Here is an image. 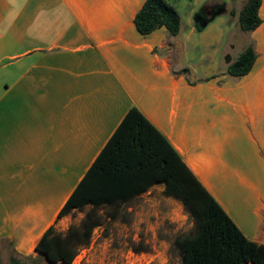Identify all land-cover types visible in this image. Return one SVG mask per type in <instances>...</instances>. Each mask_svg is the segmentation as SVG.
<instances>
[{
	"label": "crops",
	"instance_id": "0c3cea01",
	"mask_svg": "<svg viewBox=\"0 0 264 264\" xmlns=\"http://www.w3.org/2000/svg\"><path fill=\"white\" fill-rule=\"evenodd\" d=\"M145 1L0 0L3 264L67 228L63 205L132 108L264 245V0L251 33L238 27L247 0H165L180 17L174 37L137 33ZM249 46L250 72L229 76Z\"/></svg>",
	"mask_w": 264,
	"mask_h": 264
},
{
	"label": "trees",
	"instance_id": "16d2710c",
	"mask_svg": "<svg viewBox=\"0 0 264 264\" xmlns=\"http://www.w3.org/2000/svg\"><path fill=\"white\" fill-rule=\"evenodd\" d=\"M260 5L261 0L246 1L238 18L241 32L251 33L259 27ZM134 26L141 36L165 28L174 37L180 29V17L165 0H146L134 17ZM255 57L253 48L247 47L228 67L227 74L237 78L247 75ZM156 185L164 186L166 197L179 200L195 224L192 234L175 241L180 264H264V245L243 236L175 150L134 108L120 122L58 218L86 206L93 209L129 202ZM89 214L80 226H70L64 235L48 229L35 247V257H11L7 264H40L43 260L72 264L78 248L86 243L93 229L101 226V219L90 218Z\"/></svg>",
	"mask_w": 264,
	"mask_h": 264
},
{
	"label": "rangeland",
	"instance_id": "374dc122",
	"mask_svg": "<svg viewBox=\"0 0 264 264\" xmlns=\"http://www.w3.org/2000/svg\"><path fill=\"white\" fill-rule=\"evenodd\" d=\"M89 212L90 218L101 219V226L78 248L72 264H180L175 241L195 229L181 202L153 186L129 202L75 211L67 228L56 232L64 235L70 226H80Z\"/></svg>",
	"mask_w": 264,
	"mask_h": 264
}]
</instances>
